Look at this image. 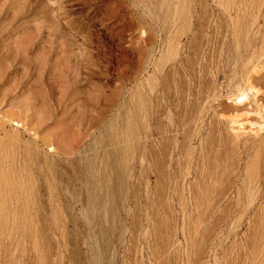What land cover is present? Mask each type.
Segmentation results:
<instances>
[{"label":"rangeland","instance_id":"obj_1","mask_svg":"<svg viewBox=\"0 0 264 264\" xmlns=\"http://www.w3.org/2000/svg\"><path fill=\"white\" fill-rule=\"evenodd\" d=\"M244 1L0 0V264H264Z\"/></svg>","mask_w":264,"mask_h":264},{"label":"bare ground","instance_id":"obj_2","mask_svg":"<svg viewBox=\"0 0 264 264\" xmlns=\"http://www.w3.org/2000/svg\"><path fill=\"white\" fill-rule=\"evenodd\" d=\"M245 4V1L244 0H227V5L225 6V8H223L224 9V12H226L227 14H229L230 15V17H233L232 16V13H231V11L233 12V15L234 14H236L237 13V10H238V8L240 7V5L241 4ZM173 4V3H172ZM247 4V3H246ZM263 5V4H262ZM161 6H163V5H161ZM243 6V5H242ZM214 7V6H213ZM209 10V9H208ZM245 10V9H244ZM164 11V10H163ZM188 11V10H187ZM218 11V10H217ZM221 12V11H220ZM260 12V11H259ZM187 13V12H186ZM241 13V12H240ZM261 14L263 13V11H261L260 12ZM260 14V15H261ZM226 15V14H225ZM263 15V17H264V13L262 14ZM221 16V15H220ZM219 16V17H220ZM236 16V15H235ZM244 16V15H243ZM242 16V17H243ZM225 17V16H224ZM229 17V19H231ZM237 17H240V16H237ZM245 17V16H244ZM252 18H253V16H251ZM181 18V17H180ZM179 18V19H180ZM221 18V17H220ZM163 19V18H162ZM168 19V18H167ZM226 19V18H225ZM236 19V18H235ZM238 19V18H237ZM254 19L256 20L257 19V16H255L254 17ZM175 20V19H174ZM234 20V19H233ZM253 20V19H252ZM162 21V20H161ZM167 21V20H166ZM232 21V20H231ZM260 21V20H259ZM168 22V21H167ZM212 23V22H211ZM226 23V22H225ZM232 23V22H231ZM230 23V24H231ZM238 23V22H237ZM253 24H254V22H252ZM177 24V23H176ZM239 24V23H238ZM261 24V23H260ZM259 24V25H260ZM236 25V24H235ZM235 25H232V26H230L231 28H230V30H233L232 32H234L235 31ZM241 25H242V23H241ZM258 25V24H257ZM256 25V26H257ZM258 25V26H259ZM224 26V25H223ZM252 26V25H251ZM261 26V25H260ZM225 27V26H224ZM242 27V26H241ZM246 27V26H245ZM248 27H250V24L248 25ZM247 27V28H248ZM257 28V27H256ZM223 29V28H222ZM239 29V28H238ZM248 30V29H247ZM254 30V29H253ZM237 32V31H236ZM238 32H240L239 30H238ZM248 32V31H247ZM256 32H257V30H256ZM255 32V33H256ZM172 33V32H171ZM223 33V32H222ZM225 33V32H224ZM242 33V32H241ZM249 33V32H248ZM247 33V34H248ZM231 34V33H230ZM234 34H236V33H234ZM237 35H238V33H237ZM244 35V34H243ZM249 35V34H248ZM250 36V35H249ZM245 39H246V37H245ZM225 44H227V43H225ZM231 44H233V42H231ZM223 46V45H222ZM226 47H227V45H226ZM229 48V47H228ZM226 50V49H225ZM228 50V49H227ZM231 50V49H230ZM226 52V51H225ZM226 56V55H225ZM222 59H223V57H222ZM145 65V64H144ZM146 67V66H145ZM231 72V71H230ZM254 79H256V78H254ZM252 81H254V80H252ZM264 81V80H263ZM262 82V81H261ZM253 84H255V83H253ZM249 85H251V83L249 82ZM252 86V85H251ZM250 97V96H249ZM259 105V104H258ZM257 109L260 111V112H262V113H264V109H262V106L260 107V105L259 106H257ZM258 112V111H257ZM17 140V139H16ZM112 141V140H111ZM110 141V142H111ZM21 142V141H20ZM22 143V142H21ZM16 145V144H15ZM111 146V145H110ZM23 148V147H22ZM98 157V156H97ZM110 160V159H109ZM101 161H102V159L100 160V164H102L101 163ZM111 161V160H110ZM145 162V161H144ZM94 164V163H93ZM109 165V164H108ZM131 167V166H130ZM31 168V167H30ZM90 165H87V167H86V169L88 170V172L90 171ZM101 168V167H100ZM104 168V167H103ZM85 169V170H86ZM102 169V168H101ZM12 170V169H11ZM85 172V171H84ZM83 172V173H84ZM105 172V171H104ZM89 178H90V180L91 181H93L94 182V184L96 183V185L98 186L99 184H101L99 181H97L96 179H95V176L93 175V171L91 170V173H89ZM105 175V174H104ZM87 176V175H86ZM85 177V176H84ZM98 177V176H97ZM31 179H32V177H31ZM90 181V182H91ZM109 183V182H108ZM104 185V184H103ZM89 186V185H88ZM102 187V186H101ZM206 189V188H205ZM90 191V190H89ZM104 191V190H103ZM84 194V193H83ZM92 194V193H91ZM95 196V195H94ZM90 197H91V195H90ZM92 197H93V195H92ZM99 198V197H98ZM96 199H97V197H96ZM100 200V199H99ZM92 201V200H91ZM95 201H97V200H95ZM84 203V202H83ZM137 204V203H136ZM88 205V204H87ZM94 205H95V203H94V201H92L91 202V206H92V208L90 209V211H92L93 210V208H94ZM88 207H89V205H88ZM9 211V210H8ZM85 211H86V209H85ZM94 211V210H93ZM14 213V212H13ZM47 214H48V212H47ZM91 214V213H90ZM139 216V215H138ZM43 218V217H42ZM93 219V218H92ZM89 220V219H88ZM92 221V220H91ZM100 221V220H99ZM102 222V221H101ZM99 223V222H98ZM6 225V224H5ZM47 225V224H46ZM55 227V226H54ZM91 227V226H90ZM38 228V227H37ZM56 228V227H55ZM35 229V228H34ZM46 229V228H45ZM101 229V228H100ZM40 230V229H39ZM85 230V229H84ZM102 231V230H101ZM23 232V231H22ZM53 232V231H52ZM90 233V232H89ZM18 235V234H17ZM24 236V235H23ZM36 236V235H35ZM41 236V235H40ZM103 236V235H102ZM13 238V237H12ZM23 239V238H22ZM45 239V238H44ZM3 240V239H2ZM34 240H35V238H34ZM21 241V240H20ZM47 241V240H46ZM11 242H12V240H11ZM22 242H23V240H22ZM20 243V242H19ZM9 244V243H8ZM17 244H18V242H17ZM44 244V243H43ZM92 245V244H91ZM51 246H52V244H51ZM45 248V247H44ZM89 248V247H88ZM100 248V247H99ZM46 251V250H45ZM102 251V250H101ZM40 252V251H39ZM100 255V254H99ZM36 256V255H35ZM51 256V255H50ZM26 258V257H25ZM49 258V257H48ZM90 259V258H89ZM93 260V259H92ZM76 261V260H75ZM26 263V262H25Z\"/></svg>","mask_w":264,"mask_h":264}]
</instances>
